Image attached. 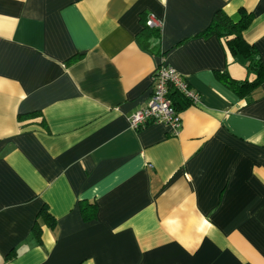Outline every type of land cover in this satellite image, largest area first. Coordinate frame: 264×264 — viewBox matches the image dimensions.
Here are the masks:
<instances>
[{
  "label": "crops",
  "instance_id": "crops-1",
  "mask_svg": "<svg viewBox=\"0 0 264 264\" xmlns=\"http://www.w3.org/2000/svg\"><path fill=\"white\" fill-rule=\"evenodd\" d=\"M244 12L264 69V0H0V264H264V82L210 29ZM162 60L178 136L130 127Z\"/></svg>",
  "mask_w": 264,
  "mask_h": 264
},
{
  "label": "built area",
  "instance_id": "built-area-1",
  "mask_svg": "<svg viewBox=\"0 0 264 264\" xmlns=\"http://www.w3.org/2000/svg\"><path fill=\"white\" fill-rule=\"evenodd\" d=\"M146 24L160 30L161 24L153 15H147ZM177 93L190 105L199 102V95L172 67L162 60L153 75V88L144 108L130 118V127L140 129L148 124H164L172 136H178L182 127L180 112L173 104L170 94Z\"/></svg>",
  "mask_w": 264,
  "mask_h": 264
},
{
  "label": "trees",
  "instance_id": "trees-1",
  "mask_svg": "<svg viewBox=\"0 0 264 264\" xmlns=\"http://www.w3.org/2000/svg\"><path fill=\"white\" fill-rule=\"evenodd\" d=\"M251 22V16L242 13V18L233 22L227 16L223 14H218L212 25L211 33L217 35L218 37H230L233 36V43L230 44V49L236 53L240 48H242V53L248 56H252V62L248 65V70L255 73V79L251 82H241L238 83L232 80L228 75L222 74L219 76V79L224 82V84L230 88L233 92L238 93L241 97L246 99L247 101H253L251 97L252 92L262 83L264 82V69L261 65V61L254 49L248 46L243 40V32L249 27ZM159 40H160V30L157 28L149 27L144 22V26L142 31L137 35V41L139 45L144 49L153 54H158L159 49ZM171 99L173 100L174 106L178 111H182L185 106L190 105L186 100H184L177 93L170 94ZM251 97V98H250ZM46 221L48 224L52 225L53 220L46 216Z\"/></svg>",
  "mask_w": 264,
  "mask_h": 264
}]
</instances>
